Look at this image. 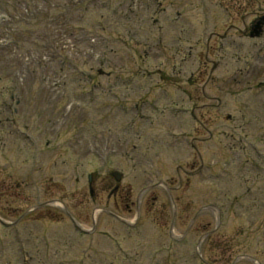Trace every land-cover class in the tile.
<instances>
[{
  "label": "rangeland",
  "instance_id": "obj_1",
  "mask_svg": "<svg viewBox=\"0 0 264 264\" xmlns=\"http://www.w3.org/2000/svg\"><path fill=\"white\" fill-rule=\"evenodd\" d=\"M63 1L68 2V0H0V12H6L8 17L17 12L18 6L26 5L31 11V20L27 19L26 23L17 22L3 26L0 19V102L5 100L9 103V99L2 92L10 85V80L19 83V87L23 88V92L15 90L14 97L24 92H31L32 96L35 94L32 102L27 104L25 108L27 110L23 112L21 110L19 114L13 116L14 119L7 107L0 106V141L5 142L7 149L9 143L7 144L5 138L13 144V130L29 128L36 133L42 123L43 127H48V136L44 135L42 140L35 139L36 142H33L37 147L32 143L27 144L28 140L18 136L16 139L23 141L16 142L7 159L0 157V189L4 186V172H10L8 181L12 183L16 199L12 205L24 209L26 206L22 199L20 200L21 196H18L25 187L22 177L32 167L41 166L47 169L48 193L60 199L58 202L60 208L51 207L49 219L43 218V222L31 219L32 222H21L17 226L15 235L18 234L22 246L15 241V237L11 242L12 228H0V245L4 246L0 251V264H133L134 262L127 260L126 257L132 256L137 250L133 247L134 244L143 242L149 237L159 241L160 259L154 262H149L150 259H141L135 264H201L198 258L202 255L206 257L207 264H232L236 258L238 261L235 264H255L248 262L245 255L253 257L256 264H264V166L260 168V161L256 156H253L251 163H248L241 157L238 149L232 148L228 152L225 148L224 163L221 161H218V165L212 163L210 160H215V157L209 156L206 162L208 168L204 167L191 179L192 190H187L188 181L182 176V171L186 170L195 158H191L189 164L185 162L188 156L187 143L182 137L178 140L176 136L172 137L169 131L172 126H174L171 128L172 132L185 127L182 123V113H173L170 110L172 105L182 103L174 101L175 93L178 91L168 95L166 92L157 93L149 97L150 102L141 107L138 117L129 115V112L125 115L117 112L116 115V108L111 109L108 101H105L103 108L98 105V108H101L99 114L108 116L104 119V125H101L104 131L86 128L87 124L82 131H76L73 138L93 140L91 145L84 143L79 155L71 152L74 148L67 149L69 144L67 137L62 139L63 144L61 143L58 136L61 131H57V126L48 124L55 123L56 119H59V122L66 119L67 106L63 104L67 101L72 102L70 110L74 109L75 105L77 108L84 107L89 100L87 94H97L99 85L107 87L108 84H112L116 80V63L130 61L133 57L132 60L135 61L145 60L149 66L158 63L164 65L165 63L155 56L156 46L166 43L171 48V55L173 52L176 57L175 54L185 44V41L179 42L182 36L180 32L187 33L185 40L190 38L192 43L197 42L200 25H208L200 14L199 6L204 3L208 10L213 11L216 10L215 3L212 0H173L185 9L184 16L190 19L177 26L180 20H175L173 24L170 20L172 14L162 19L158 25L155 23L158 19L155 4V12L146 11L140 21V7L135 0H89L87 5L85 0H70L72 3L75 1L76 6L69 12L59 9L60 6H64ZM81 1L85 5L80 4ZM247 1L249 0H224L229 14L216 21L218 29L242 30L252 16H244L243 20L242 16L235 13V8H242ZM261 5L264 7V4ZM135 12H138L136 16H134ZM161 25L166 27L168 25L169 32L159 30ZM208 31L210 34L212 30L208 29ZM254 41L255 48L258 49L260 45H264V36L255 38ZM54 45L55 49H53ZM46 51L49 56L40 62L38 60L40 55ZM194 51L206 53L205 44L194 43L193 54ZM222 55L223 61H228L225 53ZM99 60L103 63L100 64ZM106 63L110 65L107 66L109 70L104 67L103 74H99L100 67ZM88 67L97 70V74L94 75L99 80L96 88H89L85 92L87 94H81L82 79H87ZM220 67L221 63L218 69ZM167 74L178 75L171 68L167 69ZM17 76H21V79ZM44 76H47L45 79L47 83L50 80L58 82L62 77L67 78L64 89L60 88L57 94L64 92L61 105L57 104L61 97L55 101L52 98L54 92H49L46 88ZM77 77L80 80H77ZM238 80H242V75ZM79 86H81L80 92ZM40 87L46 92L49 109L53 108V110L43 112L39 109L34 110L39 106L46 107L39 100ZM8 92L12 93V90ZM210 97L208 96L202 105H207L212 115L207 118L211 119L207 126L213 131V135L209 131L206 134L201 131L205 140L211 136L210 139L216 138L222 125V118L215 116L220 112L213 107L215 102ZM156 110H166V112L163 118L154 121L153 118L157 116ZM57 115L58 118H53ZM172 117L178 118L172 120ZM214 117L216 120H213ZM77 119L79 125L81 117L78 115ZM117 124L121 125V130ZM105 138L108 141V150H116L107 162L98 160V156L94 155V150L100 156L105 155V152L101 153L97 149L101 146L98 142H102ZM226 139L228 145L236 143L226 137L225 143H227ZM40 143L44 144V149L38 148L41 147ZM193 143L197 148L203 145L200 142L193 141ZM210 143L211 141L208 147ZM24 144H27L26 148L29 151L23 149ZM123 150L128 153L126 157L119 154ZM230 151L234 152L230 153ZM29 152H36V157L40 159L36 160L38 164L25 163L26 154ZM233 154L235 155L232 157ZM210 166L215 167L214 173L210 170ZM113 171L123 173L119 182L109 175ZM89 174L92 175L91 183L87 179ZM158 179L170 182L173 187L181 184L180 190L170 192L171 199L175 198V204L180 203L178 207L181 209H186L190 203L192 206L194 200L199 197H202V203L214 205L213 210H209L207 215L209 230L214 226L215 209L217 207L221 209L220 225L208 234L206 242L200 246L198 253L195 250L198 237H194L193 234L184 235L175 242L169 239L167 208L166 224L153 225L150 221L158 215L152 213L141 217L138 227L142 230L138 238H136L137 231L132 229L126 232L125 230L128 229L126 225L122 226L118 219H112L105 214V211H114L113 213L121 220L129 222L137 206L140 205L143 213L149 211L154 202L151 200L152 195H155V199L158 198L154 210L160 203L166 202L168 197L160 187L146 189L141 201L137 199V195L145 182L156 183ZM89 185L92 193H89ZM131 188L132 194L129 193ZM176 196H179L178 200ZM3 198L9 200L12 196ZM0 204L6 205L8 202L1 201ZM73 207L80 212L76 217H80L81 221L79 219L78 221L85 229L94 227L93 235L89 236L90 233L82 235L73 228L72 222L62 209L66 208L72 213ZM85 211L90 212L87 213V217H84ZM37 212L33 214L42 213V209L37 208ZM56 213L58 219L54 220ZM132 240L134 243L131 246ZM17 248L21 251L25 249L28 255L24 256ZM167 255L169 258H166Z\"/></svg>",
  "mask_w": 264,
  "mask_h": 264
}]
</instances>
